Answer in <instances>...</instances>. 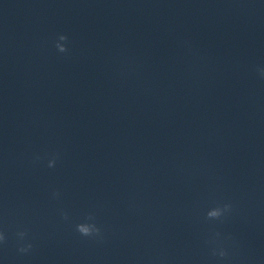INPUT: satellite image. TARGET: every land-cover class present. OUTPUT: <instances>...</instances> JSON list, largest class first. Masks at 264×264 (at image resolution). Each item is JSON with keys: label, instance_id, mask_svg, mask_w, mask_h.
I'll use <instances>...</instances> for the list:
<instances>
[{"label": "clouds", "instance_id": "9594fccd", "mask_svg": "<svg viewBox=\"0 0 264 264\" xmlns=\"http://www.w3.org/2000/svg\"><path fill=\"white\" fill-rule=\"evenodd\" d=\"M67 36L61 34L58 38V42L56 44V47L59 52L64 53L67 52V47L64 43H60L59 41H67ZM261 75L264 77V69L261 70ZM59 158V154H55L53 158L49 159L47 162V166L49 168H54L56 166L57 159ZM37 161L40 159L39 157L35 158ZM58 192H53V197H58ZM232 210L231 203H224L222 205H218L216 207H213L208 210L206 216L209 220H219L222 217H224L227 213H230ZM62 218L67 220L68 214L66 212H61ZM76 231L85 238H92V239H103L102 230L96 223V217L94 214L89 213L85 219V222H81L76 224L75 226ZM219 233H216L215 236L219 237ZM19 247L17 251L21 254H27L29 253L32 248L33 244L31 242H25L26 238L28 237V233L26 230H21L16 233ZM7 243V236L4 231L0 230V245H3ZM208 243L213 244L214 246L211 248V254L213 257H218L220 260H224L228 258L229 252L226 250V248L223 246V243L211 239L208 241Z\"/></svg>", "mask_w": 264, "mask_h": 264}]
</instances>
